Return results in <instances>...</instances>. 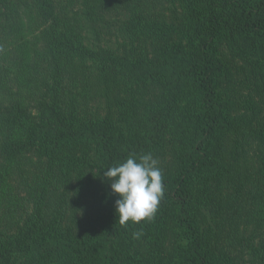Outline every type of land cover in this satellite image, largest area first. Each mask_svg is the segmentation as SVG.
<instances>
[{"label":"trees","instance_id":"1","mask_svg":"<svg viewBox=\"0 0 264 264\" xmlns=\"http://www.w3.org/2000/svg\"><path fill=\"white\" fill-rule=\"evenodd\" d=\"M83 1L86 8L95 4L101 11L108 5L107 14L120 8L128 12L126 24L134 32L128 41L138 44L125 48L118 59L124 68L114 77L109 52L88 49L79 22L69 17L75 0H0V44L6 50L0 55V89L12 82L10 68L20 76L14 93L0 99V196L8 189L12 199L5 206L0 202V264H16L24 256L45 264L55 255L78 257L80 264H264L263 242L257 247L249 242L264 229V126L253 125L254 101L240 102L227 92L234 75L226 52L243 60L252 72L247 80L258 85L256 97L264 101V0ZM18 5L41 20L47 68L35 86L33 61L20 62L23 46L9 38L18 16L11 9ZM172 38L186 43L173 44ZM136 48L145 55L132 57L130 50ZM86 61L98 64L93 80H101L108 92L126 91L139 98L137 103L149 104V117L136 126L134 134H143L138 140L86 112ZM148 92L151 97L141 99ZM116 99L123 101L120 95ZM250 133L259 143L258 165L239 175V160L253 157L246 150ZM154 150L170 159L159 165L164 195L153 220L122 226L116 216L100 215L110 223L100 236L82 244L52 239L58 230L45 228L46 212L53 201L67 200L75 174L96 169L97 179H105L107 168L132 155H154ZM26 166H35L29 179L33 227L8 235L3 230L21 201L9 181L19 174L25 183ZM203 173L213 176L205 198L194 190L195 178ZM249 183L254 188L247 198ZM134 239L157 248L132 251Z\"/></svg>","mask_w":264,"mask_h":264},{"label":"rangeland","instance_id":"2","mask_svg":"<svg viewBox=\"0 0 264 264\" xmlns=\"http://www.w3.org/2000/svg\"><path fill=\"white\" fill-rule=\"evenodd\" d=\"M85 3L86 2L83 0H75L73 5L69 7V12L67 13L70 18L73 17L79 22L78 25L81 27L83 42L88 49L109 52V55L106 56V58H110V60L107 61V64L111 65L112 76L114 77L116 72L123 70L124 68L123 63L119 62L118 59H121L125 55V48L127 50L130 48L132 49L138 44L136 40L128 41V36L134 33L130 28L132 26L129 27V25L126 24L127 19H129L128 12L120 8L118 9V12L111 11L107 14L108 5L106 7L102 6L103 11H101V6L92 4L94 3L93 0L90 8L88 6L86 8ZM11 11L15 13V15L18 14V16L15 21L17 26H14L13 32L9 38L11 42L15 39L21 47L23 46L18 59L20 62L29 64V59L33 61V69L36 71V74H34L36 77L34 82L35 86L36 82L38 84L41 83L47 68V59L42 53L43 46L41 47L39 37L41 20L38 15L34 13L30 14L27 7L22 5L16 6V8L11 9ZM150 41L156 43L153 36ZM171 42L179 45L186 43L185 40L177 41L175 38H172ZM2 43L7 46L6 42ZM2 51H4V47L0 44V55L2 54ZM148 52L149 53L146 55L152 57L151 50H148ZM226 52L229 55V59L232 61V73L234 75L233 84L227 89V92L233 94L235 99L240 102L247 100L253 103L254 101V108H257L258 115L255 116L253 125L255 128L259 129V127L264 126V101L259 95L256 97V89L258 85L247 80V76L249 74L252 75V72L244 69L243 60L240 57L237 58L230 56L231 54L228 51ZM130 53L131 56L135 58L145 55V53L139 49L136 51L135 49L130 50ZM23 57H26L24 61L21 60ZM36 66H38V68ZM84 67L85 68L82 69V72L90 79L89 91L87 93L89 97L87 102L89 104L87 105L86 112L93 114V116H95L94 114L96 113L99 119H106V121L112 123L113 126L116 127L117 131H120L121 129L126 135H131L132 141L138 140L142 137L143 134L136 135L134 133L138 121L142 123V121H145V119L149 117V104L146 106L142 101L137 103L136 100L139 101V98L137 96H135L137 98H133L128 94L129 92L126 93V91L123 93L122 91L120 93H113L114 91L108 92L101 80H93L100 71L98 64L86 61ZM9 73L10 77L13 78L12 82L8 84L7 88L0 89V99L8 97L11 93H14L12 89H15V83H17L18 78L20 79L16 68L15 70L10 68ZM119 95L120 99H123L122 102H119V99H116ZM151 95V92H148L143 95L141 99H148ZM4 105L5 102L2 103V107ZM1 118L2 117L0 116V120ZM251 128L252 131L257 132L254 127ZM140 132L142 133L143 129ZM246 141L249 143L248 149L246 150H248L249 154L251 153L253 157L249 156L250 158H242L239 160V163L241 164L240 167H237L239 175H243V170L248 171V169L258 165V161H255V157L257 156L256 154H258L260 147L257 146L259 143L256 140V135L250 133ZM153 157L158 161L159 168L162 163H166V161L170 159L168 155L161 152L157 153L155 150ZM34 167L35 166L24 167L25 183H23V179H21L22 175L20 177L19 174L14 176L13 180L9 181V184H11L13 188V193H16L21 201L18 200L19 202L16 204L17 213L15 218L4 228L6 230H3V232L6 231L8 235H16L20 233L22 229L28 231L33 227L30 219H35V217H33L35 207L32 206L33 199L30 195L32 190L31 187H34V184L30 183L29 179L35 175ZM161 167H163V164ZM85 170L86 172L83 174H75V178H73L71 182V187H69L70 191L66 194L67 200L53 201L52 207L49 208L48 213L46 212L47 219L44 221L46 223L45 228L47 227L52 230H58V232L55 233V237L52 239L82 244V242L90 241L107 231L105 227L110 223L104 224L102 217L106 219L108 216L114 219L116 216L114 203L117 197L111 193L109 181L103 179L101 175H99V179H97L99 171L96 169L90 170V168H85ZM235 179L236 181L240 180L237 173L235 174ZM212 185L213 176L211 174H199L194 182L195 193L198 196L202 195V197L205 198L211 190ZM245 188V191H250L246 193L248 198V196H251L252 194L254 185L253 183H249L246 184ZM62 192H64V187H60L59 193ZM79 192L81 194L78 197L77 194ZM18 196L13 197L15 200L14 203L17 201ZM10 200L12 199L10 198V193L7 189L4 194L0 196L1 205H7L9 202H12ZM250 207L251 206H249V209ZM59 210H61V212H59ZM100 215L102 217L98 218ZM89 236L91 237L88 238ZM167 238L169 239V236ZM47 240H49V238ZM169 241L170 240H167L164 244V249H166V245ZM249 242L253 243L252 245L254 247H257L262 242L264 244V229H261V231L255 235V238L249 240ZM140 243L142 244L141 246ZM145 246L148 250H156L157 248L156 246H154L156 248H153L152 244H145L141 239H134L133 242L131 241L130 245L132 251L145 248ZM35 261L36 260L31 256H24L17 260L16 264H34ZM35 264H37V262H35ZM45 264H80V258L68 257L66 255H55L49 257ZM153 264H157V261L154 260Z\"/></svg>","mask_w":264,"mask_h":264},{"label":"clouds","instance_id":"3","mask_svg":"<svg viewBox=\"0 0 264 264\" xmlns=\"http://www.w3.org/2000/svg\"><path fill=\"white\" fill-rule=\"evenodd\" d=\"M111 193L117 197L115 215L120 225L154 219L164 195V183L158 161L151 153L129 156L126 161L103 172ZM140 233H134L138 238Z\"/></svg>","mask_w":264,"mask_h":264}]
</instances>
